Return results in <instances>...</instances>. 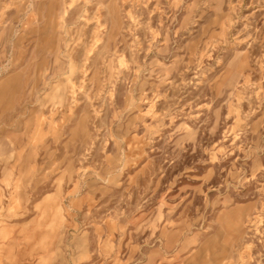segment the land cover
<instances>
[{"label":"rangeland","instance_id":"obj_1","mask_svg":"<svg viewBox=\"0 0 264 264\" xmlns=\"http://www.w3.org/2000/svg\"><path fill=\"white\" fill-rule=\"evenodd\" d=\"M0 264H264V0H0Z\"/></svg>","mask_w":264,"mask_h":264}]
</instances>
